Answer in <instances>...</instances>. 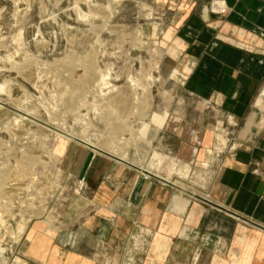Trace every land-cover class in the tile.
I'll use <instances>...</instances> for the list:
<instances>
[{
    "label": "crops",
    "instance_id": "crops-1",
    "mask_svg": "<svg viewBox=\"0 0 264 264\" xmlns=\"http://www.w3.org/2000/svg\"><path fill=\"white\" fill-rule=\"evenodd\" d=\"M155 2L192 106L150 126L160 152L144 165L84 146L71 172L81 218L34 223L30 253L100 264L104 243L114 264H264V0H224L223 15L210 0Z\"/></svg>",
    "mask_w": 264,
    "mask_h": 264
},
{
    "label": "rangeland",
    "instance_id": "rangeland-1",
    "mask_svg": "<svg viewBox=\"0 0 264 264\" xmlns=\"http://www.w3.org/2000/svg\"><path fill=\"white\" fill-rule=\"evenodd\" d=\"M155 1L0 0V264H49L27 234L81 218L71 172L84 146L144 165L160 152L150 126L192 106ZM106 247L96 258L114 264Z\"/></svg>",
    "mask_w": 264,
    "mask_h": 264
},
{
    "label": "built area",
    "instance_id": "built-area-1",
    "mask_svg": "<svg viewBox=\"0 0 264 264\" xmlns=\"http://www.w3.org/2000/svg\"><path fill=\"white\" fill-rule=\"evenodd\" d=\"M142 174H143V177L144 178H148L149 175H150V173L149 172H146V171H144Z\"/></svg>",
    "mask_w": 264,
    "mask_h": 264
},
{
    "label": "bare ground",
    "instance_id": "bare-ground-1",
    "mask_svg": "<svg viewBox=\"0 0 264 264\" xmlns=\"http://www.w3.org/2000/svg\"><path fill=\"white\" fill-rule=\"evenodd\" d=\"M3 88L6 87V83L0 84Z\"/></svg>",
    "mask_w": 264,
    "mask_h": 264
}]
</instances>
